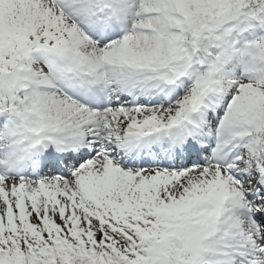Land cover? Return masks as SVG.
<instances>
[{
  "label": "snow or ice",
  "instance_id": "snow-or-ice-1",
  "mask_svg": "<svg viewBox=\"0 0 264 264\" xmlns=\"http://www.w3.org/2000/svg\"><path fill=\"white\" fill-rule=\"evenodd\" d=\"M0 264H264V0H0Z\"/></svg>",
  "mask_w": 264,
  "mask_h": 264
}]
</instances>
